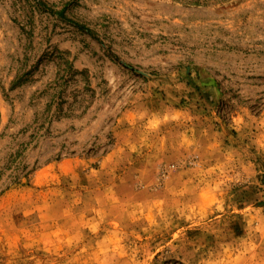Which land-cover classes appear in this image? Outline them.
Instances as JSON below:
<instances>
[{"label":"rangeland","instance_id":"obj_1","mask_svg":"<svg viewBox=\"0 0 264 264\" xmlns=\"http://www.w3.org/2000/svg\"><path fill=\"white\" fill-rule=\"evenodd\" d=\"M0 0V264H264V0Z\"/></svg>","mask_w":264,"mask_h":264},{"label":"trees","instance_id":"obj_2","mask_svg":"<svg viewBox=\"0 0 264 264\" xmlns=\"http://www.w3.org/2000/svg\"><path fill=\"white\" fill-rule=\"evenodd\" d=\"M192 2H189L188 3H194V4H206V0H191Z\"/></svg>","mask_w":264,"mask_h":264}]
</instances>
